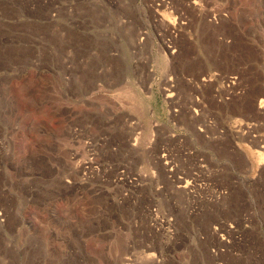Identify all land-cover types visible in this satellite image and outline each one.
Masks as SVG:
<instances>
[{
  "label": "rangeland",
  "instance_id": "374dc122",
  "mask_svg": "<svg viewBox=\"0 0 264 264\" xmlns=\"http://www.w3.org/2000/svg\"><path fill=\"white\" fill-rule=\"evenodd\" d=\"M129 257L264 264V0H0V264Z\"/></svg>",
  "mask_w": 264,
  "mask_h": 264
},
{
  "label": "bare ground",
  "instance_id": "6f19581e",
  "mask_svg": "<svg viewBox=\"0 0 264 264\" xmlns=\"http://www.w3.org/2000/svg\"><path fill=\"white\" fill-rule=\"evenodd\" d=\"M49 209V208H48ZM48 209H47V216H48V218L51 220V221H53V220H55V218H54V216L52 215V212H50V211H48ZM51 210V209H50ZM149 255V254H148ZM151 256H147V258H150ZM122 258H124V257H122ZM118 259V258H117ZM137 259L135 258V257H132V258H128V262H126V261H124L123 259H121L120 260V263L119 264H134V263H136L137 261H136ZM136 261V262H135ZM138 264H151V261H149V260H147V259H140L138 262H137Z\"/></svg>",
  "mask_w": 264,
  "mask_h": 264
},
{
  "label": "built area",
  "instance_id": "2783aa9c",
  "mask_svg": "<svg viewBox=\"0 0 264 264\" xmlns=\"http://www.w3.org/2000/svg\"><path fill=\"white\" fill-rule=\"evenodd\" d=\"M225 79H226V81L228 82V83H227V86H228L229 88L232 87L231 84H234V83H235V81L232 80V79H234L233 76H226ZM228 87H227V89L230 90ZM221 91H222L221 89H217V96H218V97H221V96H222V95L220 94Z\"/></svg>",
  "mask_w": 264,
  "mask_h": 264
}]
</instances>
